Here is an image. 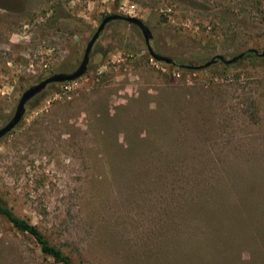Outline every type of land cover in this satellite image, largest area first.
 <instances>
[{
	"label": "rangeland",
	"instance_id": "374dc122",
	"mask_svg": "<svg viewBox=\"0 0 264 264\" xmlns=\"http://www.w3.org/2000/svg\"><path fill=\"white\" fill-rule=\"evenodd\" d=\"M109 14L193 66L264 49V0H0V127L26 88L78 66ZM191 70L109 22L84 74L0 138V196L73 264H242L251 245L221 204L264 198V61ZM0 264L52 263L0 218Z\"/></svg>",
	"mask_w": 264,
	"mask_h": 264
},
{
	"label": "trees",
	"instance_id": "16d2710c",
	"mask_svg": "<svg viewBox=\"0 0 264 264\" xmlns=\"http://www.w3.org/2000/svg\"><path fill=\"white\" fill-rule=\"evenodd\" d=\"M263 48L264 47H262V49ZM251 49L255 50L254 48ZM239 54H241V56L232 64H238L242 61H248L255 64L264 61V54L261 55V51L256 50L255 53L248 49ZM237 56L238 54L233 57ZM170 64L177 67L181 72H192L187 66L193 65L183 60L174 61L171 59ZM221 206L226 211L239 216L245 235L248 237V242L251 245V251L242 261V264H264V198L258 200L248 198L246 202L240 200L233 202L228 201V204L223 201ZM219 209L221 208L219 207ZM216 210H218V208ZM0 218L9 224L10 228L15 233L26 235L32 239L38 248L40 256L49 259L52 264H73L69 255L64 254L60 248L50 243L47 237L34 225L16 215L1 196Z\"/></svg>",
	"mask_w": 264,
	"mask_h": 264
},
{
	"label": "water",
	"instance_id": "95a60500",
	"mask_svg": "<svg viewBox=\"0 0 264 264\" xmlns=\"http://www.w3.org/2000/svg\"><path fill=\"white\" fill-rule=\"evenodd\" d=\"M112 21H120V22H124L126 24L136 27L139 30L143 38V41H144V44H145V47H146V50L149 56L156 62H163L164 64L171 63V59L155 54L153 50L150 48L149 40L151 38V34L149 30L146 28V26L139 19L135 17H129V16H124V15H119V14L106 15L100 20L95 31L90 36L87 43L85 44L80 63L72 72L53 74L41 80L40 82L29 86L21 93L16 103V106L14 108L11 118L4 125L0 127V138L5 136L19 123L24 113L25 104L29 100H31L33 97L41 93L47 85L52 84V83L71 82L81 77L84 74V72L86 71L88 61H89V53H90V50L94 42L99 37L100 33L104 30L105 26L109 22H112ZM249 51H253L256 53V50H253V49H249ZM263 54H264V49L261 51V55ZM240 56L241 54H238L237 57H233L227 60V59H224L221 55H215L213 58L205 62L202 66H187V68L193 69V70H197L199 68H206L217 60L221 61L224 65H230Z\"/></svg>",
	"mask_w": 264,
	"mask_h": 264
},
{
	"label": "built area",
	"instance_id": "2783aa9c",
	"mask_svg": "<svg viewBox=\"0 0 264 264\" xmlns=\"http://www.w3.org/2000/svg\"><path fill=\"white\" fill-rule=\"evenodd\" d=\"M129 9H132V6L131 5L129 6Z\"/></svg>",
	"mask_w": 264,
	"mask_h": 264
}]
</instances>
